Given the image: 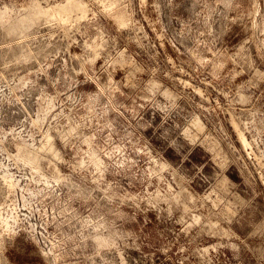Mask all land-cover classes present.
Masks as SVG:
<instances>
[{
	"label": "rangeland",
	"instance_id": "rangeland-1",
	"mask_svg": "<svg viewBox=\"0 0 264 264\" xmlns=\"http://www.w3.org/2000/svg\"><path fill=\"white\" fill-rule=\"evenodd\" d=\"M0 264H264V0H0Z\"/></svg>",
	"mask_w": 264,
	"mask_h": 264
},
{
	"label": "bare ground",
	"instance_id": "bare-ground-1",
	"mask_svg": "<svg viewBox=\"0 0 264 264\" xmlns=\"http://www.w3.org/2000/svg\"><path fill=\"white\" fill-rule=\"evenodd\" d=\"M244 141V140H243ZM247 144V143H246ZM11 176V175H10ZM15 177V176H14ZM11 178H12V176H11ZM16 178V177H15ZM59 178V177H58ZM54 179V178H53ZM57 181V180H56ZM11 187V186H10ZM14 187V186H13ZM26 200V199H25ZM7 214V213H6ZM15 217V216H14ZM4 218V217H3ZM14 219V218H13ZM8 220V219H7ZM7 223V222H6ZM12 230V229H11ZM14 231V230H13ZM98 235H95V239H97V243H99V245H102V247H103V245H108L109 243H110V241H111V239H109L108 238V236L107 237H104L103 236V234L102 235H99V233H97ZM111 244V243H110Z\"/></svg>",
	"mask_w": 264,
	"mask_h": 264
},
{
	"label": "built area",
	"instance_id": "built-area-1",
	"mask_svg": "<svg viewBox=\"0 0 264 264\" xmlns=\"http://www.w3.org/2000/svg\"><path fill=\"white\" fill-rule=\"evenodd\" d=\"M12 170H13V169H12ZM17 176H18V178L20 179V182L23 181V180H26V179L28 178V176H27V175H24V174H20V175L17 174ZM19 184H20V183H19ZM19 187H20V186H19ZM23 188H24V187H23ZM16 206H18V205H16ZM16 208H17V207H14V208H12V209L15 210ZM14 210H13V211H14ZM13 211H12V212H13Z\"/></svg>",
	"mask_w": 264,
	"mask_h": 264
}]
</instances>
